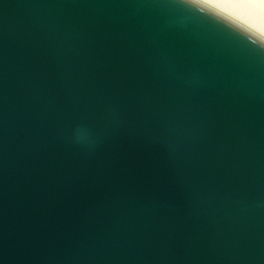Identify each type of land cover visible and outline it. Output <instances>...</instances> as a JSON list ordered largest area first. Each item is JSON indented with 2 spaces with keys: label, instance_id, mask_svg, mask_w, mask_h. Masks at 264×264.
<instances>
[{
  "label": "water",
  "instance_id": "1",
  "mask_svg": "<svg viewBox=\"0 0 264 264\" xmlns=\"http://www.w3.org/2000/svg\"><path fill=\"white\" fill-rule=\"evenodd\" d=\"M0 264H264V35L208 0H0Z\"/></svg>",
  "mask_w": 264,
  "mask_h": 264
},
{
  "label": "rangeland",
  "instance_id": "2",
  "mask_svg": "<svg viewBox=\"0 0 264 264\" xmlns=\"http://www.w3.org/2000/svg\"><path fill=\"white\" fill-rule=\"evenodd\" d=\"M213 1H216V2L218 1V3L219 2L223 3L224 5H227L228 7L232 6L231 8H234L235 11L236 10L240 11L239 13H241V14L245 15L247 13L246 15L250 14V16H254L253 17L254 19L257 17L256 20H258V21H261V20L264 21V15H263L264 6H262V9H260L261 5H264L263 0H258L257 2H255L254 0H252V1L251 0L250 1H248V0L247 1L246 0H213ZM261 1L263 3L261 5H259L261 3ZM258 6H260L259 9H258ZM257 10H260L261 12H257ZM260 15H261V17H260Z\"/></svg>",
  "mask_w": 264,
  "mask_h": 264
},
{
  "label": "bare ground",
  "instance_id": "3",
  "mask_svg": "<svg viewBox=\"0 0 264 264\" xmlns=\"http://www.w3.org/2000/svg\"><path fill=\"white\" fill-rule=\"evenodd\" d=\"M208 1H210V2H212L214 4H216V5L221 6L232 17H234V18H236V19H238V20L250 25L251 27H253L254 29H256L257 31H259L260 33H262L264 35V23H263L264 21L263 20H261L262 22L258 21V20H256L257 17L254 19L253 18L254 16H250V14L246 15L247 13L245 15L241 14V13H239L240 11H238V10L235 11L234 8H231L232 6L228 7L227 5H224L223 3H220V2L218 3V1L217 2L213 1V0H208ZM248 1H250V0H248ZM254 1L257 2L258 0H254ZM263 2H264V0H263ZM263 2L261 1V3L259 5H261ZM262 6H264V5H261V8H260V6H258V9L259 8L262 9ZM257 12H261V11L257 10ZM263 15H264V12H263ZM260 17H261V15H260Z\"/></svg>",
  "mask_w": 264,
  "mask_h": 264
},
{
  "label": "clouds",
  "instance_id": "4",
  "mask_svg": "<svg viewBox=\"0 0 264 264\" xmlns=\"http://www.w3.org/2000/svg\"><path fill=\"white\" fill-rule=\"evenodd\" d=\"M186 3H191V0H185Z\"/></svg>",
  "mask_w": 264,
  "mask_h": 264
}]
</instances>
